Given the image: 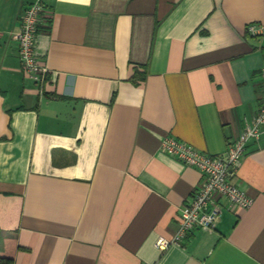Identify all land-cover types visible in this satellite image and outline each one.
Instances as JSON below:
<instances>
[{
  "label": "crops",
  "instance_id": "obj_1",
  "mask_svg": "<svg viewBox=\"0 0 264 264\" xmlns=\"http://www.w3.org/2000/svg\"><path fill=\"white\" fill-rule=\"evenodd\" d=\"M40 1L22 69L12 33ZM264 0H0V256L14 264H264V135L232 176L253 198L160 250L204 181L162 150L225 153L262 101ZM143 78V80H141Z\"/></svg>",
  "mask_w": 264,
  "mask_h": 264
},
{
  "label": "built area",
  "instance_id": "obj_2",
  "mask_svg": "<svg viewBox=\"0 0 264 264\" xmlns=\"http://www.w3.org/2000/svg\"><path fill=\"white\" fill-rule=\"evenodd\" d=\"M47 7L37 1L28 5L22 14L19 29L12 33L17 44L20 63L29 77L44 80L48 69L37 58L35 45L40 26L47 20ZM249 34H264V27L257 23L247 26ZM262 101L252 119L245 120V126L231 142L223 154H211L199 150L194 145L175 138L165 136L162 150L177 158L185 165L197 168L204 176L198 190L187 198L180 208L179 228L172 238L159 237L156 247L165 250L171 244L182 243L194 231L205 228L213 229L224 209L249 208L253 198L240 185L232 181V176L240 167L251 140H258L264 135V65L260 69ZM233 173H229V169Z\"/></svg>",
  "mask_w": 264,
  "mask_h": 264
},
{
  "label": "trees",
  "instance_id": "obj_3",
  "mask_svg": "<svg viewBox=\"0 0 264 264\" xmlns=\"http://www.w3.org/2000/svg\"><path fill=\"white\" fill-rule=\"evenodd\" d=\"M143 80V78H141ZM0 264H14L12 258L0 256Z\"/></svg>",
  "mask_w": 264,
  "mask_h": 264
},
{
  "label": "water",
  "instance_id": "obj_4",
  "mask_svg": "<svg viewBox=\"0 0 264 264\" xmlns=\"http://www.w3.org/2000/svg\"><path fill=\"white\" fill-rule=\"evenodd\" d=\"M229 173H230V174L233 173V169H232V168L229 169Z\"/></svg>",
  "mask_w": 264,
  "mask_h": 264
}]
</instances>
